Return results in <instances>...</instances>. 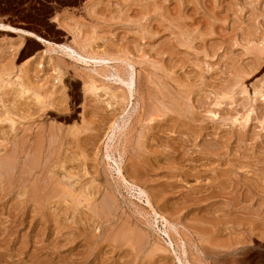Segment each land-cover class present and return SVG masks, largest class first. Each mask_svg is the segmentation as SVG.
Masks as SVG:
<instances>
[{
    "label": "rangeland",
    "instance_id": "obj_1",
    "mask_svg": "<svg viewBox=\"0 0 264 264\" xmlns=\"http://www.w3.org/2000/svg\"><path fill=\"white\" fill-rule=\"evenodd\" d=\"M0 24V264H264V0Z\"/></svg>",
    "mask_w": 264,
    "mask_h": 264
},
{
    "label": "bare ground",
    "instance_id": "obj_2",
    "mask_svg": "<svg viewBox=\"0 0 264 264\" xmlns=\"http://www.w3.org/2000/svg\"><path fill=\"white\" fill-rule=\"evenodd\" d=\"M1 29H6V30H17V29H15V28H13V27H9V26H5V25H2V24H0V30ZM17 31H19V30H17ZM27 34H30V35H34L35 36V34H33V33H30V32H27ZM40 97V96H39ZM39 147V146H38ZM33 163V162H32ZM31 167V166H30ZM40 194V193H39ZM141 239V238H140Z\"/></svg>",
    "mask_w": 264,
    "mask_h": 264
}]
</instances>
